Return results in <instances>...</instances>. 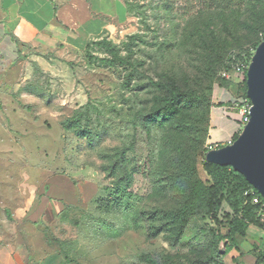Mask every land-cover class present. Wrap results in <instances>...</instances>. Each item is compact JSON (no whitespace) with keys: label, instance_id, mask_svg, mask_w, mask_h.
Wrapping results in <instances>:
<instances>
[{"label":"rangeland","instance_id":"374dc122","mask_svg":"<svg viewBox=\"0 0 264 264\" xmlns=\"http://www.w3.org/2000/svg\"><path fill=\"white\" fill-rule=\"evenodd\" d=\"M119 1L127 20L118 24L109 41L125 56L124 44L135 37L129 66L108 68L101 62L108 55L90 47L70 56L69 62L54 63L52 78H40L52 86L51 104L62 108L63 118L80 115L79 128L69 130L62 152L72 175L89 183L84 191H75L78 202L69 223L62 230L56 227L49 239L53 264H147L145 256L158 264H207L216 246L223 264H255L264 257V236L255 246L249 236L233 246L228 221L235 214L228 199H222L213 218L192 216L178 242L164 211L181 201L180 187L187 183L179 175L185 169L184 158H197L198 175L210 185L201 163L203 150L212 147L208 140L217 107L215 92L232 83L243 87L244 79L233 68L245 64L261 36L257 32L264 25V0ZM168 82L183 94L199 95L203 102L183 106L178 117L160 127L151 118L153 98L161 93L154 84ZM51 129L52 135L60 131L58 126ZM50 138L34 143L39 152L48 149L35 162L43 156L46 167L55 168L60 143ZM146 158L150 161L142 170ZM120 159L126 173L112 170ZM28 165L20 159L0 170L6 196L13 195L21 172H28L34 182L35 169ZM128 181L127 191L134 199L118 208L110 202V190L114 183ZM7 226L0 220V236L13 237ZM253 232L262 233L254 226Z\"/></svg>","mask_w":264,"mask_h":264},{"label":"crops","instance_id":"0c3cea01","mask_svg":"<svg viewBox=\"0 0 264 264\" xmlns=\"http://www.w3.org/2000/svg\"><path fill=\"white\" fill-rule=\"evenodd\" d=\"M126 20V8L119 0H0V170L21 159L36 174L31 182L30 174L21 172L11 196L0 187L4 213L0 220L13 232V237L0 236V264H53L49 239L55 236L56 227L61 225L62 230L69 223L78 202L75 191H84L88 183L72 175L62 152L70 140L69 130L63 128L69 116L63 118L62 108L51 104L53 88L40 78H52L54 63L85 53L91 42L111 38ZM242 98L239 83L215 92L217 107L211 114L208 140L211 149L226 146L241 133L245 125ZM53 126L60 130L55 135L51 134ZM46 138L60 143L55 168L46 167L43 156L35 162L48 149L39 152L34 143ZM252 227L246 237L255 246L264 231L256 227L262 233L251 234Z\"/></svg>","mask_w":264,"mask_h":264},{"label":"trees","instance_id":"16d2710c","mask_svg":"<svg viewBox=\"0 0 264 264\" xmlns=\"http://www.w3.org/2000/svg\"><path fill=\"white\" fill-rule=\"evenodd\" d=\"M257 34H261L259 40L253 45L252 52H248L246 59L243 60L246 68L244 71V80L242 81V96L245 99H247V67L250 64V60L255 50L260 43L264 41V25L258 29ZM134 39L135 37L131 36L128 39V42L124 44V51L126 52L125 56H122L121 50L113 45V43L107 38L91 42L87 45L86 51H91L90 47H93L108 55V57L101 59L104 66L108 68L129 66L134 55L132 46L134 44ZM154 86L158 87L161 93L153 98V112L151 118L153 119V122H158L160 127H163L166 122H170L173 118L178 117L183 106L191 108L194 105H201L203 102L199 95L183 94L173 83H155ZM79 122L80 115L77 113V115L70 117L63 122V128L65 130H75L74 132H76L79 128ZM238 135L233 137L231 141L232 143L237 139ZM77 136L82 137L83 134L78 133ZM135 136L136 132L134 133V137ZM195 149L196 148H194V150ZM208 151L209 149L205 148L203 150V155ZM184 155L190 156L189 154ZM149 161V158L145 159L141 165L142 170L146 168ZM184 165L185 169L182 173H179V175H181L182 179H186L187 183L180 187V190H183L182 197H178L181 201L180 203L178 201L175 207L164 211L166 212L167 224H169L175 231L174 234L176 235L174 240L176 242L180 240L192 216L197 215L198 213H203V215L213 218L223 198L228 199L229 206L235 214V216L228 221V235L233 246L238 247V240L246 237L247 230L250 226H255L263 230L264 223L261 220L260 214L263 209L264 200L257 191H254L253 194L260 198V203L258 205L252 203L253 196L246 194L249 193L252 187L246 182L243 176L234 172L230 167H220L218 165L210 164L204 159L201 163V169L203 173H205L206 180L210 182V185L207 186L198 175L199 167L197 168L196 157H189L188 161L184 158ZM112 170L113 172L119 171L126 173L123 159H120L115 163ZM171 176L172 174H170L168 178ZM130 184L131 182L128 181L124 183V185L118 182L112 185L113 188L110 190L109 195L114 196V198L110 200L111 204H115L118 208L132 204L134 197L127 191ZM226 194H229L230 197H226ZM155 234H158V232ZM207 260V264H223L217 246L212 248V252L207 256ZM260 260L255 264L264 263L263 255ZM143 261L147 264H158L146 256L143 257ZM201 263H203V261H200V264ZM163 264L170 263L165 262Z\"/></svg>","mask_w":264,"mask_h":264},{"label":"water","instance_id":"95a60500","mask_svg":"<svg viewBox=\"0 0 264 264\" xmlns=\"http://www.w3.org/2000/svg\"><path fill=\"white\" fill-rule=\"evenodd\" d=\"M246 97L251 107L241 133L233 143L209 150L205 161L230 167L264 200V41L247 67Z\"/></svg>","mask_w":264,"mask_h":264},{"label":"built area","instance_id":"2783aa9c","mask_svg":"<svg viewBox=\"0 0 264 264\" xmlns=\"http://www.w3.org/2000/svg\"><path fill=\"white\" fill-rule=\"evenodd\" d=\"M245 68L246 66L244 64H237L235 65V67L233 68L234 69V73L237 75V76H241L242 77V80L244 79V71H245ZM239 103L241 104V116L243 118V122L244 124L247 123L248 121V113H249V110H250V107H251V104L249 102L248 99H245V98H242L239 100ZM232 142L229 141L227 145L231 144ZM254 189L252 188L249 193H246V194H250L252 195V203L254 205H258L260 203V198L255 196L253 193H254ZM261 220L262 222L264 223V205H263V209L261 211ZM263 231H264V228H263Z\"/></svg>","mask_w":264,"mask_h":264}]
</instances>
